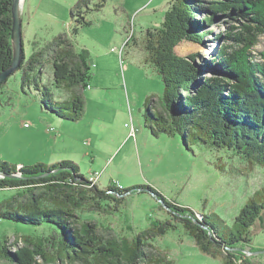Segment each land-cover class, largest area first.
<instances>
[{"label": "trees", "instance_id": "trees-1", "mask_svg": "<svg viewBox=\"0 0 264 264\" xmlns=\"http://www.w3.org/2000/svg\"><path fill=\"white\" fill-rule=\"evenodd\" d=\"M104 2L77 1L71 10L73 35L90 23L84 13L101 8ZM11 4L12 0H0V72L12 62ZM215 27L221 30L215 32ZM263 34L264 0H170L160 26L147 29L145 35L147 59L163 82L161 109L145 112L152 134L178 133L185 145L188 137L191 142L226 148L250 167L258 165L264 171V51L255 49ZM211 35L219 46L210 59L197 62L198 52H175L180 42L204 45ZM72 47L66 35L46 47L53 50L52 79L58 88L83 90L88 87L87 52L75 54ZM37 55L40 52L27 62L23 59L16 69L22 70L24 85L31 80L29 72ZM213 64L215 72L208 74ZM73 92L69 99L53 101L44 86L40 104L58 118L77 121L84 112V98L81 91ZM0 173L4 174L0 188L16 190L0 200V220L15 231L13 241L6 234L0 236V264H173L150 242L173 228V220L156 219L131 238L99 231L93 213L110 212V202H118L112 192L121 194L129 188L102 189L80 172L77 163L65 159L31 165L0 160ZM141 186L153 190L198 248L212 257L221 256L222 264H236L237 258L245 262L233 247L253 250L249 228L264 208V186L254 191L231 225L215 213L199 214L212 230L211 237L192 219L181 216L198 213L166 200L149 185ZM39 228L45 232L36 233ZM12 246L16 248L11 250Z\"/></svg>", "mask_w": 264, "mask_h": 264}, {"label": "rangeland", "instance_id": "rangeland-1", "mask_svg": "<svg viewBox=\"0 0 264 264\" xmlns=\"http://www.w3.org/2000/svg\"><path fill=\"white\" fill-rule=\"evenodd\" d=\"M77 1L22 0L20 4L24 60L40 55L28 84H22V70H16L0 88V160L31 165L65 159L77 163L85 177L98 172L100 188H129L121 194L112 192L118 202H110V212L93 213L102 234L131 238L152 221L169 219L175 226L150 241L155 252L173 264H222L221 256L212 257L198 248L154 195L139 190L149 185L168 201L194 213H215L231 225L254 191L264 186L262 167H250L231 150L191 142L188 137L185 145L180 134L154 135L146 124V110L157 113L161 109L163 82L147 59L145 35L147 29L160 26L170 0L156 11L143 9V0H105L101 8L84 13L90 23L73 35L71 10ZM62 35L70 38L75 54L82 49L87 52L88 87L83 90L58 88L53 82V50L46 47ZM213 38L208 36L204 45L180 42L175 52H198L197 62L210 59L219 46ZM255 49L264 51V34ZM44 86L53 101L81 91L82 117L64 120L43 109L39 98ZM137 186L141 187L134 189ZM15 191L0 188V200ZM215 224L220 231L221 226ZM9 227L0 220V236L6 234L13 241L15 231ZM249 231V246L260 252L244 253L245 264H264V208Z\"/></svg>", "mask_w": 264, "mask_h": 264}, {"label": "water", "instance_id": "water-1", "mask_svg": "<svg viewBox=\"0 0 264 264\" xmlns=\"http://www.w3.org/2000/svg\"><path fill=\"white\" fill-rule=\"evenodd\" d=\"M22 0H12L11 4V12H12V26H11V44H12V62L10 66L0 72V84L5 81L11 73H13L21 64L24 59V52H23V41H22V23L20 17V4ZM4 174L0 173V176ZM138 189V188H137ZM136 189V190H137ZM141 191H148L152 195H154L161 204L170 211V208L162 202L161 198H159L155 192L149 188H139ZM181 216H187L194 221V223L200 225L204 229L208 231L209 236H212V230L201 221V215L197 214L196 217L192 214H183ZM178 221V220H177ZM248 248V247H247ZM246 247H233L234 251L240 252L243 254V258L245 262H242L240 259L234 260L236 264H245L247 261L244 257V253L249 254H258L260 251H252L247 249ZM224 252V251H223Z\"/></svg>", "mask_w": 264, "mask_h": 264}, {"label": "crops", "instance_id": "crops-1", "mask_svg": "<svg viewBox=\"0 0 264 264\" xmlns=\"http://www.w3.org/2000/svg\"><path fill=\"white\" fill-rule=\"evenodd\" d=\"M165 0H143L142 1V7H144L143 9L145 8H148V9H153V11H156L158 8V6ZM168 5H169V1L167 2V7L166 9L168 8ZM163 7V5H161V8ZM165 9V11H166ZM27 127V126H25ZM17 165H21V164H17ZM98 180V179H97ZM96 184H98V181H96Z\"/></svg>", "mask_w": 264, "mask_h": 264}, {"label": "built area", "instance_id": "built-area-1", "mask_svg": "<svg viewBox=\"0 0 264 264\" xmlns=\"http://www.w3.org/2000/svg\"><path fill=\"white\" fill-rule=\"evenodd\" d=\"M112 50H114V48H112ZM24 125L26 126L27 124H24ZM98 176H99V173L94 172L92 175L88 177V179L91 180L93 183H96Z\"/></svg>", "mask_w": 264, "mask_h": 264}]
</instances>
